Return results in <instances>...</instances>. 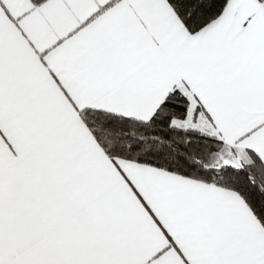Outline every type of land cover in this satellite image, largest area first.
<instances>
[{
    "label": "snow or ice",
    "instance_id": "obj_1",
    "mask_svg": "<svg viewBox=\"0 0 264 264\" xmlns=\"http://www.w3.org/2000/svg\"><path fill=\"white\" fill-rule=\"evenodd\" d=\"M0 264H264V0H0Z\"/></svg>",
    "mask_w": 264,
    "mask_h": 264
}]
</instances>
